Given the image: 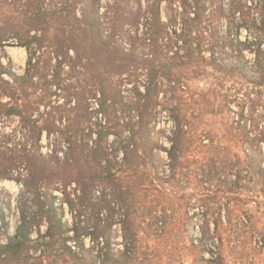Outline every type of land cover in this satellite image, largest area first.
Masks as SVG:
<instances>
[{
    "label": "trees",
    "instance_id": "1",
    "mask_svg": "<svg viewBox=\"0 0 264 264\" xmlns=\"http://www.w3.org/2000/svg\"><path fill=\"white\" fill-rule=\"evenodd\" d=\"M223 1L0 0V90L10 97L0 114L20 117L32 142L0 167V181L21 185L13 234L10 203L0 202V264H163L180 227L190 248L201 249L199 264H224L222 222L210 247L208 211L196 237L165 206L173 199L164 189L189 176L192 122L178 101L185 91L179 73L201 62L219 70L226 64L201 59L192 43L181 53L170 32L192 20L202 35L206 20L228 17ZM233 1L235 13H247L248 0ZM254 41L260 56L264 32ZM8 46L27 50L24 73L14 69ZM163 113L171 126L159 129ZM44 133L52 138L46 153ZM257 140L258 153L245 149L236 176L264 186V130ZM160 152L168 155L167 168ZM154 192L162 200L149 206Z\"/></svg>",
    "mask_w": 264,
    "mask_h": 264
},
{
    "label": "rangeland",
    "instance_id": "2",
    "mask_svg": "<svg viewBox=\"0 0 264 264\" xmlns=\"http://www.w3.org/2000/svg\"><path fill=\"white\" fill-rule=\"evenodd\" d=\"M223 4L228 17H221L214 23L206 20L202 35L192 20L186 25L182 20L176 25L178 33L170 32L171 45L179 43L181 53L186 43H192L201 59L216 57L224 59L226 64L219 70L215 65L201 62L179 73L182 76L181 88L185 91L180 90L178 101L192 122L193 144L188 153L189 176L182 181L165 184L167 199H173L172 204L165 206L169 209L174 207L181 214L183 223L192 225L199 238L205 221L204 211H208L210 236H215L210 239V247L213 248L214 240L218 239L217 221L222 222L220 233L224 237V264H264V192H259L264 190V186L261 182L236 176L245 164V149L254 148L258 153L260 145L257 139L264 130V52L259 56L253 44L256 37L264 32V0H248L244 15L234 12L235 1L224 0ZM247 46L255 48L253 51L244 50ZM6 50L14 62V69L24 73L27 50L19 46H8ZM3 60L7 62L6 58ZM8 101L10 97L0 90V108ZM58 101L62 102L64 98L60 97ZM42 110H45L44 106ZM118 117L124 116L119 113ZM157 123L159 129L171 126L165 113ZM160 137L169 145L165 134ZM42 143L43 152L52 149V138H48L46 133ZM31 144L30 138L24 134L20 117L0 114V167L8 157L18 155L22 148H30ZM159 154L163 167L167 168L168 155L166 152ZM233 164L235 167L231 168ZM20 187L15 180L0 181V202L9 201L11 206L6 210L12 234L19 221L16 203ZM159 196L157 192L149 194L148 205L153 206L155 201L162 200ZM66 210L72 225L73 216L68 206ZM115 229L119 237L120 226H115ZM175 234L178 236L174 239V253L164 255L163 264L202 263L199 256L202 251L190 248L185 228H177ZM87 243L91 244L89 239ZM203 254L213 259L211 252Z\"/></svg>",
    "mask_w": 264,
    "mask_h": 264
},
{
    "label": "bare ground",
    "instance_id": "3",
    "mask_svg": "<svg viewBox=\"0 0 264 264\" xmlns=\"http://www.w3.org/2000/svg\"><path fill=\"white\" fill-rule=\"evenodd\" d=\"M21 49H24L25 50V48H22V47H21Z\"/></svg>",
    "mask_w": 264,
    "mask_h": 264
}]
</instances>
